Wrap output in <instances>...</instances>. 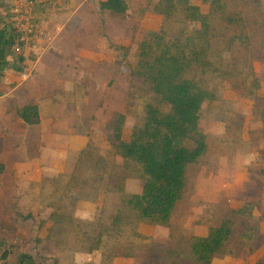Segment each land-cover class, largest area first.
<instances>
[{
    "label": "rangeland",
    "instance_id": "374dc122",
    "mask_svg": "<svg viewBox=\"0 0 264 264\" xmlns=\"http://www.w3.org/2000/svg\"><path fill=\"white\" fill-rule=\"evenodd\" d=\"M13 1L0 0L1 11L9 12ZM126 1L124 14L101 11L98 0L83 4L82 0H58L52 9L49 26H64L57 40L60 50L55 51L57 41L47 48L46 77L34 70L30 79H61L58 123L68 124L72 114H95L97 121L87 133L86 148L75 158L74 180L70 181L65 175L46 178L47 171L37 168L39 161L46 159L38 148L0 143V220L9 226L0 228V237L7 240V263H13L16 252H32L34 244L43 240L40 236L45 230L39 224L46 216L44 206L49 205L75 221L61 224L54 232L67 244L68 248H60L69 251L63 252L65 259L40 258L38 264H72L68 262L73 252L86 248L79 244L88 243L87 239L95 235L104 238L101 249L117 256L129 255L134 264H191L190 239L205 236L225 218L232 222V233L213 264H264V233L260 230L264 196L258 194L259 186L253 182L258 180L252 176L256 166L246 167L253 156L264 154V130L259 126V120L264 119V0H222L219 14L203 8L213 28L208 57L211 65L205 72L193 70L189 77L209 95L199 120L207 150L187 167L182 198L166 226L138 222L122 205L125 195L140 192L143 179L137 165L115 154L106 126L115 114H124L122 130L127 139L132 129L143 123L146 105H158L144 81L131 76V68L138 44L163 28L174 33L181 17L173 16L168 24L153 12L158 0ZM44 47L37 42L24 52L27 74L36 53ZM82 49L91 51L78 55ZM90 61H97L98 71L87 67ZM16 83L19 81L6 88L1 84L0 92L6 94ZM26 96L18 91L9 100L20 105L28 101ZM160 106L163 112L168 111V107ZM43 130L54 133L47 124ZM26 172H37L41 181L28 182ZM259 182L264 186L263 180ZM85 209L90 213L87 220L93 221L79 219L78 213ZM254 211L260 215L253 216ZM16 212L37 215L20 221ZM116 217L121 221L111 228ZM115 258L107 257L102 264H120L121 258Z\"/></svg>",
    "mask_w": 264,
    "mask_h": 264
},
{
    "label": "trees",
    "instance_id": "16d2710c",
    "mask_svg": "<svg viewBox=\"0 0 264 264\" xmlns=\"http://www.w3.org/2000/svg\"><path fill=\"white\" fill-rule=\"evenodd\" d=\"M57 1L33 0V23L40 26L57 6ZM203 8L219 14L223 8L222 0L157 1L153 12L162 15L168 24L173 16H180V26L174 33L166 28L153 32L138 44L131 76L144 81L158 105H146L143 123L135 126L127 139L123 137L122 130L124 114H115V119L112 118L106 126L115 154L122 161L139 167L143 179L140 192L127 194L122 199V205L138 222L162 226L169 223L183 195L187 167L196 163L207 150L206 137L200 130L199 120L202 105L209 95L189 77L193 70L205 72L211 65L208 57L213 28L209 23V13L204 12ZM99 9L124 14L128 5L126 0H103L99 2ZM18 34L14 27V15L8 11L3 14L0 12V74L5 69L24 72L25 56L12 51ZM160 105L168 107V111L163 112ZM16 115L25 125H37L40 122L35 104L16 107ZM70 180H74L73 175L69 176ZM242 212V209L237 210V213ZM63 214L60 208H56L41 219L39 225L45 230L40 236L43 240H52L57 246L62 244L54 232L61 229V224L75 221ZM36 215V212L15 213L20 221L32 220ZM91 221L93 219L87 223ZM120 221V217L113 218L111 228ZM8 227L0 220L1 229ZM231 233L232 222L225 218L218 226L210 227L205 236L192 237L189 244L191 264H213V257L223 252ZM87 240L86 251L105 244L100 235ZM8 256L7 240L0 237V263L8 264ZM38 258L45 257L19 251L14 254L12 264H36Z\"/></svg>",
    "mask_w": 264,
    "mask_h": 264
},
{
    "label": "crops",
    "instance_id": "0c3cea01",
    "mask_svg": "<svg viewBox=\"0 0 264 264\" xmlns=\"http://www.w3.org/2000/svg\"><path fill=\"white\" fill-rule=\"evenodd\" d=\"M88 0H82V4L87 2ZM103 1V0H98ZM14 3V1H13ZM3 14L5 13L1 11ZM109 12V11H108ZM51 13L48 14L46 20L42 21L40 27L42 28V38L38 42L39 46L45 45L42 52H37V57L31 64L28 71V76L26 78L23 77V72H15L10 69H5L0 74V85L3 84L5 88L9 86L12 82L19 81L16 83L17 85L9 90L6 94L0 92V143L2 145H13L17 148V145H20V148L34 146L43 152L41 154L46 155L45 162L39 161L37 166L43 168L47 171V177L53 179L59 175L69 176L71 175L73 168L75 167L76 160L75 158L79 153L84 150L89 142L90 131L95 127L96 124V116L95 114H72L71 120L68 124L58 123L61 120V115L59 112L62 108L58 105L59 98L63 95L60 78H52L51 81L47 78V80H35L30 79L31 74L34 70L38 72L40 77L44 74L45 71H48L49 66H46L44 63L45 59L49 56V51L47 48L52 47V44L60 38L63 34L64 26L62 24H55L49 26L47 23L50 19ZM43 43V44H41ZM60 50V45L57 41V47L55 51ZM85 51V52H84ZM91 50H79L77 52L78 55L88 54ZM95 52V51H94ZM93 53V52H92ZM96 53V52H95ZM87 67H91V71H98V63L97 61H90L86 64ZM103 65V64H102ZM107 66V64H105ZM109 65V64H108ZM51 67V66H50ZM81 67V66H80ZM109 67V66H107ZM51 71V69L49 70ZM26 72V71H24ZM18 76L15 78L14 76ZM46 77V73L44 74ZM30 79V80H28ZM40 79V78H39ZM22 84V85H21ZM71 84H73L71 82ZM21 85V86H20ZM28 88H31L29 91ZM22 91L24 96L27 95V91L29 94L26 96L28 101L23 104H15L14 101L9 100L10 96L15 95L16 92ZM22 94V93H20ZM8 97V99H7ZM8 100V101H7ZM27 104H35L38 108L40 122L37 125H25L16 115V107L27 105ZM51 113V114H50ZM47 124L48 128L52 129L53 134H45L43 132V126ZM261 130H264V119L259 120ZM88 127L90 128L89 131ZM260 130V131H261ZM45 135H48L49 138L46 139ZM255 153H258V150H254ZM256 154V155H257ZM21 165L18 164L19 168ZM256 166L255 173L252 176H255L258 180L253 181L254 184L259 186V195L264 196V186L260 185L259 180L264 181V154H261L259 157L253 156L252 161L249 163V167ZM14 166L12 167V169ZM255 168V167H254ZM39 169V168H38ZM26 176L29 177L27 179L28 182L41 181L39 174L26 172ZM246 181H250L248 178ZM263 199V198H262ZM47 215H49L53 209L49 205L44 206ZM90 213L85 211L79 212V219L86 221L89 219L88 215ZM259 216V212L254 211L253 216ZM89 221V220H87ZM260 230L264 233V223L260 224ZM78 244V243H77ZM67 244L62 243L60 246H57L52 240H43L40 244H34L33 247L35 250L31 253L33 255L39 254L44 256L45 258H56V259H65L63 252H69L68 249H60V248H68ZM76 245V244H71ZM69 245V246H71ZM83 245H88V243H80L79 247ZM63 246V247H61ZM48 248L49 252H46ZM94 249L92 251H86L77 249L73 252L70 257V261L68 263L72 264H102L103 259L107 260V257L112 256L109 252H106V249ZM106 250V251H105ZM217 255V254H216ZM215 255V256H216ZM214 256V257H215ZM113 258L119 257L120 264H134L135 260L129 255L123 256H112ZM213 257V259H214ZM68 257H66L67 259ZM40 258L37 259L36 264H38ZM118 259V258H115ZM212 259V261H213ZM117 262H113L112 264H116ZM213 263V262H212Z\"/></svg>",
    "mask_w": 264,
    "mask_h": 264
},
{
    "label": "built area",
    "instance_id": "2783aa9c",
    "mask_svg": "<svg viewBox=\"0 0 264 264\" xmlns=\"http://www.w3.org/2000/svg\"><path fill=\"white\" fill-rule=\"evenodd\" d=\"M33 0H14L11 5L10 13L14 15V27L18 31V37L15 40L12 51L16 54H23L31 48L33 43H37L42 38L40 26L33 23ZM28 74L23 72V77Z\"/></svg>",
    "mask_w": 264,
    "mask_h": 264
}]
</instances>
